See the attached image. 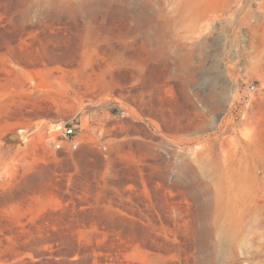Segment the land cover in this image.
Here are the masks:
<instances>
[{"label": "rangeland", "instance_id": "obj_1", "mask_svg": "<svg viewBox=\"0 0 264 264\" xmlns=\"http://www.w3.org/2000/svg\"><path fill=\"white\" fill-rule=\"evenodd\" d=\"M0 264H264V0H0Z\"/></svg>", "mask_w": 264, "mask_h": 264}, {"label": "built area", "instance_id": "obj_2", "mask_svg": "<svg viewBox=\"0 0 264 264\" xmlns=\"http://www.w3.org/2000/svg\"><path fill=\"white\" fill-rule=\"evenodd\" d=\"M24 134L25 130H19V139L23 140ZM51 139L54 146L59 150L66 148L76 149L78 147L76 125L66 123L58 126Z\"/></svg>", "mask_w": 264, "mask_h": 264}, {"label": "crops", "instance_id": "obj_3", "mask_svg": "<svg viewBox=\"0 0 264 264\" xmlns=\"http://www.w3.org/2000/svg\"><path fill=\"white\" fill-rule=\"evenodd\" d=\"M6 124L9 126H21L26 125V120L21 116V114H12L11 118L7 120Z\"/></svg>", "mask_w": 264, "mask_h": 264}]
</instances>
